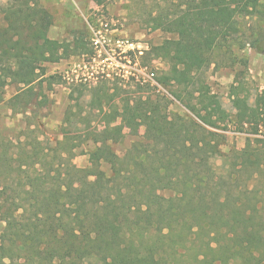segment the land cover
Returning a JSON list of instances; mask_svg holds the SVG:
<instances>
[{
	"label": "trees",
	"instance_id": "obj_1",
	"mask_svg": "<svg viewBox=\"0 0 264 264\" xmlns=\"http://www.w3.org/2000/svg\"><path fill=\"white\" fill-rule=\"evenodd\" d=\"M153 14L169 38L145 54L166 62L157 81L187 113L142 85L118 101L97 87L103 125L85 168L52 161L72 157L65 125L54 147L0 138V264H264V89L239 96L238 71L228 112L203 79L210 67L246 70L235 54L245 48L264 58V0H165ZM52 22L40 0L0 5V104L16 85L13 111L52 78L47 64L85 47L82 34L50 39ZM228 128L245 135L231 153ZM128 135L140 140L113 151Z\"/></svg>",
	"mask_w": 264,
	"mask_h": 264
},
{
	"label": "rangeland",
	"instance_id": "obj_2",
	"mask_svg": "<svg viewBox=\"0 0 264 264\" xmlns=\"http://www.w3.org/2000/svg\"><path fill=\"white\" fill-rule=\"evenodd\" d=\"M5 1L0 0V5ZM164 2L104 0L101 5H97L92 0H40V5L53 18L48 37L72 44L74 37L82 34L85 47L56 64L45 66V77L52 78L44 81L41 89L36 87L38 96L30 100L26 111L11 109L9 100L17 93V86L6 87L4 101L0 104V138L33 144L34 139H37L42 147H54L62 141L65 125L68 136L72 138L67 142V148L72 149V157L67 161L68 157L58 159L52 154V161L62 166L68 164L85 168L88 153L94 148L93 135L103 125L102 115L95 109L94 89L97 87L105 84L109 88V95H114L116 88L118 95L114 97L118 101L121 97H128L137 84L142 85L147 90H144V95L150 93L155 97L164 94L170 100V113L186 114L183 106L172 99L157 81L167 69L166 62L145 54L150 45H158L169 38V35L152 30L150 26L149 15L157 12ZM235 54L247 61L246 70L237 65L218 70L210 67L203 73L210 91L217 95L221 106L228 112L233 110L230 86L238 71H242L239 78L243 83L239 96H248L253 100L264 89V58L249 48ZM66 115L70 119L67 122L64 120ZM261 132V138H264V128ZM220 133L225 137L221 147L227 153L245 144V135L234 132L232 128ZM75 136L80 138H73ZM138 140L128 135L122 143L112 145V149L122 155ZM224 163L232 164L233 161L230 159ZM215 165L221 166L222 159L218 158ZM260 183H264V180ZM263 186L260 185L259 189ZM163 195L168 197L170 193L164 192ZM2 229L3 223L0 222V232Z\"/></svg>",
	"mask_w": 264,
	"mask_h": 264
},
{
	"label": "built area",
	"instance_id": "obj_3",
	"mask_svg": "<svg viewBox=\"0 0 264 264\" xmlns=\"http://www.w3.org/2000/svg\"><path fill=\"white\" fill-rule=\"evenodd\" d=\"M78 68H80V67H78ZM91 76H92V74H91ZM151 76H153V74H151ZM83 80L86 81V78H84Z\"/></svg>",
	"mask_w": 264,
	"mask_h": 264
}]
</instances>
